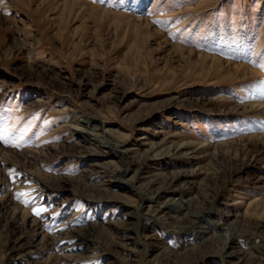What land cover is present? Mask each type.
Returning a JSON list of instances; mask_svg holds the SVG:
<instances>
[{
	"label": "rangeland",
	"instance_id": "obj_1",
	"mask_svg": "<svg viewBox=\"0 0 264 264\" xmlns=\"http://www.w3.org/2000/svg\"><path fill=\"white\" fill-rule=\"evenodd\" d=\"M260 103L264 0H0V264H264Z\"/></svg>",
	"mask_w": 264,
	"mask_h": 264
},
{
	"label": "bare ground",
	"instance_id": "obj_2",
	"mask_svg": "<svg viewBox=\"0 0 264 264\" xmlns=\"http://www.w3.org/2000/svg\"><path fill=\"white\" fill-rule=\"evenodd\" d=\"M263 104L262 106H259L260 108L264 107V103H260ZM90 121L89 119L85 120V121H80V124L78 123L76 127H74V130L78 133V134H85V137H87V142H97L104 150L105 153L108 154H114L116 156H118L119 158H121L124 162H125V168L123 170H121L120 172V177L124 176V173H126L127 171V164H126V150L123 149V144L120 142H114L112 140H108V139H104V140H98L97 138H95L94 134L92 133L94 130L98 129V126H96L95 124H93V122ZM122 180V179H121ZM183 210H190L189 211V216L192 218V221L197 224V232H199L200 228L204 227L206 224L208 226H206V228L211 229V230H216V232L219 233V235H222L225 240L227 241V239H229L230 236V230H227V232L224 231L225 228H223L221 226V223L219 222V220H212V213L210 211H192L189 204L185 203L183 204L181 200H176L173 204L168 205L165 210H161V211H155V214H149L148 216V220H146L147 222H143L141 227L142 229L147 228L149 225L152 224H160L159 219L156 217V215H158L159 213H178L181 212ZM160 214V215H161ZM38 229L40 228L38 225L34 224ZM34 226V227H35ZM202 232V231H201ZM207 232V231H204Z\"/></svg>",
	"mask_w": 264,
	"mask_h": 264
},
{
	"label": "snow or ice",
	"instance_id": "obj_3",
	"mask_svg": "<svg viewBox=\"0 0 264 264\" xmlns=\"http://www.w3.org/2000/svg\"><path fill=\"white\" fill-rule=\"evenodd\" d=\"M2 139H3V135H0V140H2ZM17 175H19V174H17ZM18 195L23 196V195H25V193L22 192V193H19ZM45 211H47V209L44 208V207H36V208H33V214H35L37 216H40L41 213H43Z\"/></svg>",
	"mask_w": 264,
	"mask_h": 264
}]
</instances>
